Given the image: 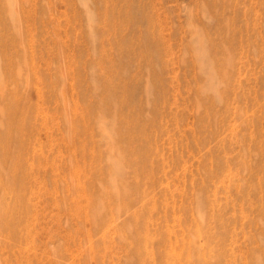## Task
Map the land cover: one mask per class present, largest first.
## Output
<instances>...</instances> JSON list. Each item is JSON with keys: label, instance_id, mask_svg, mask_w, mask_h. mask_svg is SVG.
Segmentation results:
<instances>
[{"label": "rangeland", "instance_id": "rangeland-1", "mask_svg": "<svg viewBox=\"0 0 264 264\" xmlns=\"http://www.w3.org/2000/svg\"><path fill=\"white\" fill-rule=\"evenodd\" d=\"M0 108V264H264V0H0Z\"/></svg>", "mask_w": 264, "mask_h": 264}, {"label": "bare ground", "instance_id": "bare-ground-1", "mask_svg": "<svg viewBox=\"0 0 264 264\" xmlns=\"http://www.w3.org/2000/svg\"><path fill=\"white\" fill-rule=\"evenodd\" d=\"M131 8H132V6H131ZM132 10H134V9H132ZM131 13V12H130ZM137 13V12H136ZM134 14V13H133ZM131 15H132V13H131ZM141 16V15H140ZM134 17V16H133ZM143 17V16H142ZM135 18V17H134ZM138 18V17H137ZM139 20H141L140 19V17L138 18ZM143 19H144V17H143ZM136 20V19H135ZM144 21V20H143ZM147 22H148V20H147ZM145 33V32H144ZM144 39V38H143ZM143 41V40H142ZM145 41V40H144ZM145 43V42H144ZM149 47V46H148ZM152 50H153V47H152ZM145 53H146V51H145ZM152 53V52H151ZM148 54H149V52H148ZM110 95H108L107 97H109ZM113 99H114V96H113ZM109 101V100H108ZM110 101H114V100H110ZM115 102V101H114ZM116 103V102H115ZM114 103V104H115ZM102 104V103H101ZM113 107V106H112ZM7 109V108H6ZM10 110H11V107L9 108ZM9 109H7L6 111H10ZM0 112H1V114L2 113H4L5 112V110L3 109V108H0ZM14 130V129H13ZM10 132V131H9ZM14 132H15V130H14ZM2 144V143H1ZM3 145V144H2ZM124 145V144H123ZM1 146V145H0ZM1 148V147H0ZM2 150V149H1ZM1 150H0V152H1ZM0 154H2V153H0ZM3 163H5V165H6V167H7V170H9V169H11V166H12V163H11V160L10 159H6L4 156H1L0 157V167L1 168H3L4 169V167H3ZM119 167H120V165L118 164V163H113V165H112V170L114 171V172H117L118 171V169H119ZM1 168H0V170H1ZM1 170V171H5V170ZM0 171V172H1ZM2 172V173H3ZM4 173H6L7 175H8V173L5 171ZM6 174L4 175L5 177H6ZM0 176H2L1 175V173H0ZM4 177V178H5ZM0 179H1V177H0ZM116 188H118L117 186H116ZM119 189V188H118ZM122 189V188H121ZM124 189V188H123ZM120 190V189H119ZM125 190V189H124ZM117 191V190H116ZM113 192V196H115V197H118V195L120 196V194H118L117 195V192ZM126 192V191H125ZM125 196V195H124ZM121 198V197H120ZM98 201V200H97ZM100 202V201H99ZM98 202V204H97V202H96V206H92L91 205V211H92V214H86L91 220H92V222H93V224H94V227H96V228H99V226L104 222V220H105V216H106V214H102V211H103V209H104V205L102 204V202L101 203H99ZM100 205V206H99ZM102 205V206H101ZM4 213V212H3ZM19 215V214H18ZM5 217V216H11L12 217V220H11V222L13 221V219L15 218V216H16V214H0V217H1V220L0 221H2V218L3 217ZM6 219H7V217H6ZM26 219V218H25ZM4 220V219H3ZM15 221V220H14ZM6 222V221H5ZM21 223H23L22 221H20ZM1 223V222H0ZM25 223V222H24ZM23 223V224H24ZM1 224H4L3 222L1 223ZM0 224V225H1ZM15 224H16V222H15ZM14 224V225H15ZM17 225V224H16ZM2 226V225H1ZM127 227H126V229L128 228V226H131V225H126ZM15 227V226H14ZM14 227H12L13 229H14ZM18 227V226H17ZM12 229V230H13ZM125 229V230H126ZM129 229V228H128ZM128 229H127V231H128ZM121 230V231H120ZM130 230V229H129ZM126 231V232H127ZM123 232H124V229H123V227L122 228H120L119 229V235H120V240H122V243L124 242L123 240H124V236H123ZM12 233V232H11ZM18 236V235H17ZM135 236V235H134ZM135 237H133V239H134ZM122 243H121V245H122ZM134 248V247H133ZM193 249V248H192ZM133 250H135V249H133ZM135 252V251H134ZM194 251H191V253H193ZM141 253V252H140ZM190 253V254H191ZM136 256V255H135ZM133 258V257H132ZM135 260H136V258H135ZM129 262V261H128ZM127 263V262H126ZM128 264V263H127ZM131 264V263H130Z\"/></svg>", "mask_w": 264, "mask_h": 264}]
</instances>
